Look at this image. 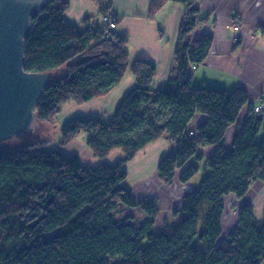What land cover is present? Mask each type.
<instances>
[{"label":"trees","instance_id":"16d2710c","mask_svg":"<svg viewBox=\"0 0 264 264\" xmlns=\"http://www.w3.org/2000/svg\"><path fill=\"white\" fill-rule=\"evenodd\" d=\"M166 1L191 5L197 0H153L150 14ZM99 3L102 14L113 11L111 3ZM68 8V0H50L32 17L25 39V68L53 73L36 106L38 122L53 121L69 102L82 104L106 95L131 70L136 85L113 117L107 122L73 118L63 125L60 141L64 145L86 131L96 156L122 149L125 157L84 165L77 154L46 149L47 140L0 149V264H262L264 215L256 218L253 205L243 204L227 238L222 237V219L227 195L242 198L256 181L264 182V137L257 139L264 118L257 116L244 88L193 86L191 67L204 61L212 43L208 35L186 41L197 24L194 11L187 13L179 33L177 75L155 90L154 63L131 62L128 39L117 30L111 38L103 37V28L80 30L65 18ZM91 35L97 37L94 42H89ZM79 55L84 57L75 61ZM246 106V117L227 150V130ZM198 113L205 120L191 131L190 121ZM161 137L177 144L159 162L164 182L192 158L202 161L201 148L212 145L214 153L204 159L209 173L174 210L178 220L158 233L157 203L136 200L124 181L125 163ZM199 171L200 165L190 164L180 180L186 183ZM119 202L142 208L146 217L140 222L116 218Z\"/></svg>","mask_w":264,"mask_h":264},{"label":"crops","instance_id":"0c3cea01","mask_svg":"<svg viewBox=\"0 0 264 264\" xmlns=\"http://www.w3.org/2000/svg\"><path fill=\"white\" fill-rule=\"evenodd\" d=\"M63 1L65 0H56L55 3L61 4ZM152 1L108 0L106 3L112 4V9L117 16V32L128 39L130 61L143 59L156 65V74L153 79L155 90L165 88L169 79L177 75L175 50L182 23L187 13L192 10L197 24L188 32L186 41L192 43L205 35L212 37V43L204 61L197 67H191L193 86H210L227 91L244 88L252 104L257 105L264 101V0H197L191 5L166 1L151 15ZM68 2L69 8L65 12L68 22L82 28V31L90 28L94 32L102 28L103 20L99 2L94 0H68ZM96 15L100 16V25L91 23ZM233 17H238L240 20L239 30L234 28ZM88 18L89 23L85 24ZM231 34L238 35L239 39L231 38ZM135 85L136 77L131 70H128L122 81L111 91L104 96L90 99L82 107H86L85 113H89V117H100L107 112L114 115L123 97ZM73 103L77 105L74 101L68 104L71 106L74 105ZM243 110L247 114L248 106ZM204 120L203 114H196L190 121L189 129L196 131ZM236 123L228 128L226 141L233 127L235 130H231V137L238 131L240 123L237 127L234 126ZM79 134L63 146L61 151L67 155H79L84 165L114 163L125 157L122 149H114L103 158L96 156L87 144L88 135L80 137ZM67 146L69 148L65 149ZM176 148L177 144L174 141L161 137L141 149L125 163L127 170L125 187L133 193L136 200L157 203L159 213L154 228L159 230L167 229L174 217V210L181 208L185 193L200 184L194 179L198 173L186 183L180 180L185 167L190 164L200 165L201 161L197 160V157L192 158L184 168L177 169L170 182H164L160 178L159 162ZM200 153L207 160L213 155L214 146L201 148ZM204 159L202 161L205 162ZM224 203L222 237L227 238L237 225L238 209L243 204L251 203L256 218L262 219L264 182L256 181L242 198L232 193L227 195ZM119 207L124 212V220L131 217L134 222H140L146 217V212L140 207H129L122 203Z\"/></svg>","mask_w":264,"mask_h":264},{"label":"water","instance_id":"95a60500","mask_svg":"<svg viewBox=\"0 0 264 264\" xmlns=\"http://www.w3.org/2000/svg\"><path fill=\"white\" fill-rule=\"evenodd\" d=\"M49 2L0 0V149L38 127L36 106L53 73L25 68V39L32 17Z\"/></svg>","mask_w":264,"mask_h":264},{"label":"rangeland","instance_id":"374dc122","mask_svg":"<svg viewBox=\"0 0 264 264\" xmlns=\"http://www.w3.org/2000/svg\"><path fill=\"white\" fill-rule=\"evenodd\" d=\"M54 1H56V0H54ZM100 1L101 2H108V0H94V2H97V3ZM43 15H44V13H41V16H43ZM89 18L84 22L85 24L89 23L88 22ZM99 20H100V16L96 15L94 17V19L91 21V23L93 24V22H95L96 25H100ZM117 26H118V24H117ZM102 28H103V25H102ZM79 29L81 30L82 28H79ZM96 38L97 37H94L93 35H91L89 42H94L96 40ZM83 57L84 56L79 55L74 60L79 61ZM85 103H82L83 105L79 104V103H77V105L73 103L74 105H71V106L69 104L65 105L62 109V112H60L59 115L53 121L39 122L38 127L32 133H28L24 137L13 138L11 140L3 142L2 143L3 149H16V148L22 146L25 142H32V141H37V140H47V142H45L44 145H45V148L48 150H55V149L61 150V148L63 149L64 148L63 146H65L67 144L66 143V144L62 145L60 143V141L63 139V131H62L63 125L67 121H69L75 117L90 118L89 113L88 114L85 113L87 111L86 107H82V106H84ZM82 112H84L85 115ZM112 116H113V113L107 112L105 115L100 116V118L102 121L107 122V121H109V119L112 118ZM245 117H246V114H245L244 110H242L241 114L239 116V119H238L236 125H234V126H236V127L239 126V123L241 124L244 121ZM233 129L235 130V127H233L231 130L233 131ZM231 130L229 131L228 136H227V138H228L226 141L227 150L231 149L233 146L234 135H233V137H231V133H232ZM79 135H80V137L87 136L88 133L86 131H82ZM263 137H264V125H263L261 131L259 132L257 139L260 140ZM68 146L65 149H68L69 148ZM207 173H209V169H207V167L205 166V162L201 161L200 162V171L198 172V174L194 178L195 182L200 183L202 178ZM120 208L121 207H119V204H118V207L115 210V217L118 219H122L124 216V212ZM173 220H178V218L174 216L170 222L172 223ZM155 230L158 233L163 232L162 230H159L157 228H155ZM166 231H168V230H166Z\"/></svg>","mask_w":264,"mask_h":264},{"label":"built area","instance_id":"2783aa9c","mask_svg":"<svg viewBox=\"0 0 264 264\" xmlns=\"http://www.w3.org/2000/svg\"><path fill=\"white\" fill-rule=\"evenodd\" d=\"M102 19H103V36L105 38H111L115 30L117 29V24H118L117 16L114 13V11H111V12L103 13ZM233 19L235 21V25H234L235 30H239L240 20L238 19V17H233ZM230 37L234 39H239L238 35L231 34ZM254 109L257 116L264 118V101L255 105Z\"/></svg>","mask_w":264,"mask_h":264}]
</instances>
